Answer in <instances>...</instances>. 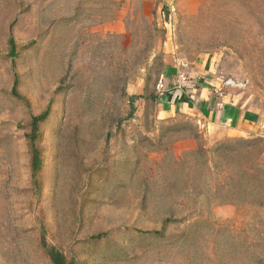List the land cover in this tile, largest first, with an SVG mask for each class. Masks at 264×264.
I'll return each mask as SVG.
<instances>
[{"label":"rangeland","instance_id":"obj_1","mask_svg":"<svg viewBox=\"0 0 264 264\" xmlns=\"http://www.w3.org/2000/svg\"><path fill=\"white\" fill-rule=\"evenodd\" d=\"M177 71L251 124L160 113ZM156 92L124 120L126 96ZM48 105L34 185L27 135ZM236 140L264 176V0H0V264H50L42 234L72 264H264V199L210 197L209 151Z\"/></svg>","mask_w":264,"mask_h":264},{"label":"trees","instance_id":"obj_2","mask_svg":"<svg viewBox=\"0 0 264 264\" xmlns=\"http://www.w3.org/2000/svg\"><path fill=\"white\" fill-rule=\"evenodd\" d=\"M7 43L9 46V56L11 58L16 57L17 53L14 39L10 37ZM17 83L18 79L14 74L11 94L18 99H22L17 92ZM126 97L128 104V113L124 120L133 118L135 114L136 101L144 100L146 102H156L157 100H162V96L158 92H156V94L150 93L143 95H131ZM179 99L182 102L189 103V100L183 95ZM49 113L50 106L48 105L43 112H41L37 116L31 117L30 120V132L27 135V139L31 151L30 177L34 185H37L36 177L41 168V156L36 142L40 137V125L46 121ZM248 144L249 143L247 141L236 140L220 143L215 148L210 149V161L212 162L213 168L217 171V173H215L217 182L215 180L216 186H214L213 191L210 193L212 194L210 195L211 198L213 197L220 199L221 197H224V199L231 201L230 203L246 202L248 204L255 203L254 201H259L260 199H264V176H262L261 173L257 170H252L257 168V164L254 163L256 165H251L247 162H238L240 156H247L250 153L248 151ZM233 154L235 156H233ZM194 156L197 159L199 158V169L206 170L208 166L206 151L197 150V152L194 153ZM221 181H224V184H221ZM196 195L199 198H201L202 196H204V198L208 197V193L204 192L203 190H200ZM175 222H177V220H173L171 219V217L165 218V223L167 224ZM148 233L158 236H161L162 234L159 231ZM103 236V234H100L96 236V238H102ZM41 247L44 250V253L47 256L50 264H72L71 262H68L66 260L65 256L59 249L53 246H49L45 242L43 234L41 235Z\"/></svg>","mask_w":264,"mask_h":264},{"label":"crops","instance_id":"obj_3","mask_svg":"<svg viewBox=\"0 0 264 264\" xmlns=\"http://www.w3.org/2000/svg\"><path fill=\"white\" fill-rule=\"evenodd\" d=\"M174 70H172L173 73ZM203 74H209V69H204ZM176 74V72H175ZM172 74L171 77H173ZM166 82V79H164ZM194 83V82H193ZM204 81L200 83V87L192 85V82H188L187 86L181 91L167 92L166 100H164V108H167L166 112L164 109L160 113H186L190 115H196L197 117H202L206 122L212 125H220L223 127V135H232L233 132H236L242 126H249L253 121L254 116L248 111H244V108L241 105L234 106L233 101H223L220 107H213V103L217 101L219 103L220 99L218 98H208V92L204 93ZM187 92L185 98L189 100V103L180 101L179 92ZM184 94V93H183ZM225 102V103H224ZM221 108V109H219Z\"/></svg>","mask_w":264,"mask_h":264},{"label":"built area","instance_id":"obj_4","mask_svg":"<svg viewBox=\"0 0 264 264\" xmlns=\"http://www.w3.org/2000/svg\"><path fill=\"white\" fill-rule=\"evenodd\" d=\"M176 77L177 79L175 80V83L173 84V89H175V91H181L182 89H184L187 86V77L183 76V74L181 72L176 73ZM163 77L161 76V78L159 79L158 83L156 84V90L158 92H161L162 90H164V83H163ZM234 83H232V81L228 80L224 82L223 86H230L233 85Z\"/></svg>","mask_w":264,"mask_h":264}]
</instances>
